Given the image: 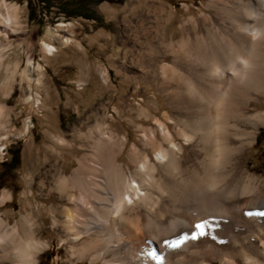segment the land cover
<instances>
[{"label":"bare ground","instance_id":"bare-ground-1","mask_svg":"<svg viewBox=\"0 0 264 264\" xmlns=\"http://www.w3.org/2000/svg\"><path fill=\"white\" fill-rule=\"evenodd\" d=\"M2 1L6 34L18 20ZM148 2L146 13L137 8L140 32L153 39L143 23L149 18L158 32L148 60L171 55L170 63L158 65L168 109L160 118L155 102L153 113L139 108L136 115L154 124L137 126L143 147H126V135H114L99 117L90 120L77 135L93 152L76 156L68 175L62 168L55 174V189L70 205L49 208L52 224L77 260L90 264H264V217L244 214L264 212V176L242 166L264 126V0H207L214 17L200 12L199 22L181 20L176 40L159 35L172 25L169 8ZM211 33L217 40L209 44ZM44 49L55 51L49 43ZM30 97L39 103L37 94ZM5 115L0 103V129ZM9 198L2 194L0 204ZM166 239L178 247L165 246ZM43 246L25 219L10 228L0 220V264H36Z\"/></svg>","mask_w":264,"mask_h":264},{"label":"rangeland","instance_id":"rangeland-1","mask_svg":"<svg viewBox=\"0 0 264 264\" xmlns=\"http://www.w3.org/2000/svg\"><path fill=\"white\" fill-rule=\"evenodd\" d=\"M5 1L16 10L18 22L12 26L14 32L3 34L0 30V103L6 111L5 128L0 129V196H10L0 204V220L10 228L25 219L44 244L36 264H90L77 260L68 244L60 240L64 232L52 224L49 208L70 205L55 189V174L62 168L68 175L76 165V156L93 152L87 145L82 146L77 134L86 133L95 117L101 118L114 135H126V147L132 142L143 147L137 126L154 124L136 114L139 108L153 113L154 102L159 104L156 115L160 118L168 109L158 65L170 63L171 55H158L155 63L145 57L158 36L150 18L143 23L153 39L140 32L143 29L137 10L146 13L149 0H129L132 9L128 0H102L89 9L77 7L74 0H68L65 6L61 0H54L51 7L37 0ZM160 1L172 16V25L159 32L165 40L172 35V40L179 37L177 26L181 20L191 16L199 22L200 12L215 15L206 6L207 0ZM76 10L96 18L72 15ZM199 30L204 33L203 28ZM215 40L211 33L208 43ZM45 43L53 45L55 51L48 54ZM161 48L154 50L161 53ZM26 68L32 79L30 89L23 74ZM35 94L38 104L31 97L26 99V95ZM16 148L18 164L12 168L10 152ZM121 160L125 162L124 155ZM242 166L264 176V126L258 128L254 142L243 154ZM212 264L219 262L212 260Z\"/></svg>","mask_w":264,"mask_h":264},{"label":"trees","instance_id":"trees-1","mask_svg":"<svg viewBox=\"0 0 264 264\" xmlns=\"http://www.w3.org/2000/svg\"><path fill=\"white\" fill-rule=\"evenodd\" d=\"M38 2L42 3L44 6L46 7H51L52 6V3L54 0H37ZM67 1L68 0H61V5L62 6H65L67 4ZM102 0H74L75 4H77L76 6L77 7H86L87 9H89L88 6H90L91 4H95V3H98ZM108 1H116V2H120L119 0H108ZM58 3L60 2V0L57 1ZM72 15H75V16H82V17H85V18H91V19H95L96 17L92 16V17H89L88 14H85L84 12H79V10H76L75 13H73ZM18 152H19V149H14L13 151L10 152L11 154V157H10V163L13 164L12 165V168L15 167V165L18 164Z\"/></svg>","mask_w":264,"mask_h":264},{"label":"snow or ice","instance_id":"snow-or-ice-1","mask_svg":"<svg viewBox=\"0 0 264 264\" xmlns=\"http://www.w3.org/2000/svg\"><path fill=\"white\" fill-rule=\"evenodd\" d=\"M125 199H127V197H125ZM244 214L245 215H248V216L259 215V216L264 217V212H259V213H255V214L252 213V212H245ZM195 227L197 229H199L201 227V225L200 224H197V225H195ZM200 235H203V233H200ZM181 239H183V238H181ZM191 239H196V237L195 236H192ZM162 243L165 246H168L170 248H176V247H178L179 241H177V240H171L170 241V240L166 239Z\"/></svg>","mask_w":264,"mask_h":264},{"label":"flooded vegetation","instance_id":"flooded-vegetation-1","mask_svg":"<svg viewBox=\"0 0 264 264\" xmlns=\"http://www.w3.org/2000/svg\"><path fill=\"white\" fill-rule=\"evenodd\" d=\"M90 8V6H88Z\"/></svg>","mask_w":264,"mask_h":264}]
</instances>
